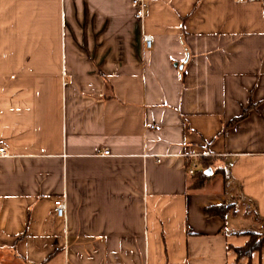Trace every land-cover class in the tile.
I'll use <instances>...</instances> for the list:
<instances>
[{
    "label": "crops",
    "instance_id": "1",
    "mask_svg": "<svg viewBox=\"0 0 264 264\" xmlns=\"http://www.w3.org/2000/svg\"><path fill=\"white\" fill-rule=\"evenodd\" d=\"M1 148L0 264H264V7L0 0Z\"/></svg>",
    "mask_w": 264,
    "mask_h": 264
},
{
    "label": "built area",
    "instance_id": "2",
    "mask_svg": "<svg viewBox=\"0 0 264 264\" xmlns=\"http://www.w3.org/2000/svg\"><path fill=\"white\" fill-rule=\"evenodd\" d=\"M151 0H130L131 6L134 10V16L138 21H142L146 16V11L148 10L149 3ZM236 3H246V4H259L260 6L264 7V0H233ZM143 42L146 47V49H150L152 45V38L148 35H143ZM108 151H104L103 155L108 156ZM8 156L4 149H0V157H6ZM156 162H160V158L156 157ZM197 164L192 163L187 173L189 175H193L194 172L197 170ZM52 206L54 209V214L58 219H62L65 217L66 209H67V203L62 198H56L52 202Z\"/></svg>",
    "mask_w": 264,
    "mask_h": 264
},
{
    "label": "trees",
    "instance_id": "3",
    "mask_svg": "<svg viewBox=\"0 0 264 264\" xmlns=\"http://www.w3.org/2000/svg\"><path fill=\"white\" fill-rule=\"evenodd\" d=\"M203 164V163H202ZM188 166H190L188 164ZM187 166V167H188ZM203 166L204 170H208V165H201ZM189 168V167H188ZM204 170H199L194 172V176L196 177V181L194 184L191 186V188H199L204 184L205 179H207V176L204 174ZM230 210V206H222V207H215V208H209L206 210V215L207 216H220L221 218H225L227 212ZM250 241L246 244V246L243 249H236L235 252L238 257L242 256H249L255 251H262L264 250V238H262L259 234H249Z\"/></svg>",
    "mask_w": 264,
    "mask_h": 264
},
{
    "label": "rangeland",
    "instance_id": "4",
    "mask_svg": "<svg viewBox=\"0 0 264 264\" xmlns=\"http://www.w3.org/2000/svg\"><path fill=\"white\" fill-rule=\"evenodd\" d=\"M210 182L212 183V186L215 188L217 186V184L220 182V178L219 177H214L210 180ZM210 184V183H209ZM231 209L232 207H230V212L227 213V217L230 218V214L231 213ZM229 214V215H228ZM235 219V218H234Z\"/></svg>",
    "mask_w": 264,
    "mask_h": 264
},
{
    "label": "water",
    "instance_id": "5",
    "mask_svg": "<svg viewBox=\"0 0 264 264\" xmlns=\"http://www.w3.org/2000/svg\"><path fill=\"white\" fill-rule=\"evenodd\" d=\"M204 174H205L206 176H210V175L212 174V171H211L210 169H208V170H206V171L204 172Z\"/></svg>",
    "mask_w": 264,
    "mask_h": 264
}]
</instances>
